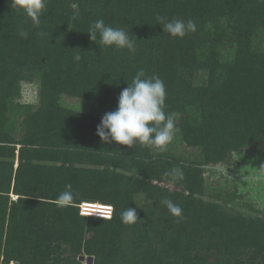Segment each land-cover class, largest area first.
I'll use <instances>...</instances> for the list:
<instances>
[{
	"label": "trees",
	"instance_id": "trees-1",
	"mask_svg": "<svg viewBox=\"0 0 264 264\" xmlns=\"http://www.w3.org/2000/svg\"><path fill=\"white\" fill-rule=\"evenodd\" d=\"M10 4L0 0V264H264V206L231 175L206 177L245 153L264 159V0H47L39 29ZM157 16L196 31L172 38ZM98 19L133 33L135 52L101 50L87 33ZM140 69L163 80L179 129L161 154L96 135ZM175 167L178 182L165 176ZM66 184L76 198L61 208ZM83 203L113 217L82 216ZM128 206L133 225L120 219Z\"/></svg>",
	"mask_w": 264,
	"mask_h": 264
},
{
	"label": "clouds",
	"instance_id": "clouds-1",
	"mask_svg": "<svg viewBox=\"0 0 264 264\" xmlns=\"http://www.w3.org/2000/svg\"><path fill=\"white\" fill-rule=\"evenodd\" d=\"M47 6V0H11L10 8L18 14L30 20L34 29H39L41 16ZM157 24L162 26L164 34L172 38H183L196 31L195 21L189 19H168L164 16L156 17ZM91 41L99 48H113L115 50H128L135 52L137 37L126 30L125 27H112L106 25L103 19L93 22L87 32ZM18 35L27 39L29 33L23 28ZM37 36L46 35L43 31H37ZM99 36V40H97ZM135 37V39H133ZM80 60V56L74 57ZM124 88L118 97L117 108L103 114L100 123L96 127V135L102 143L124 145L128 148L140 145L147 147L155 154L164 153L170 143L173 142L179 129L176 125L174 113L165 111L166 88L163 80L156 75L147 76L143 69L138 70L132 82ZM123 153L125 149H117ZM172 182L183 179V172L179 167L165 173ZM253 181H264V165L258 168V172L252 177ZM76 193L71 184H66L64 190L58 195L56 204L58 207L70 206ZM164 205L169 214L182 218V208L170 198H163ZM97 218V217H93ZM104 219V218H102ZM121 222L125 225H133L138 220L137 207H127L120 213Z\"/></svg>",
	"mask_w": 264,
	"mask_h": 264
},
{
	"label": "rangeland",
	"instance_id": "rangeland-1",
	"mask_svg": "<svg viewBox=\"0 0 264 264\" xmlns=\"http://www.w3.org/2000/svg\"><path fill=\"white\" fill-rule=\"evenodd\" d=\"M33 82L35 83V87L39 91L40 82L38 81V79L37 80L34 79ZM62 98L64 105L75 111L87 113L90 110L91 103L86 100L70 97L67 95H64ZM241 160H242V165L239 168L228 169L226 172L227 174H225L224 172L222 175H220L218 171L219 169L215 168L212 170V172L208 171V173H206V177L208 178L210 174L217 175L218 177L216 176L215 180H218V182L222 183L227 176L231 175L233 178L241 182L240 191L243 194L242 195L243 199L246 201H250V200L255 201L259 207H263L264 181H253L252 177L257 174L258 168L261 165H264V159L258 157H251L250 155L247 156V153H245V159L243 160L242 158ZM11 198L16 199V196L11 195ZM80 211H81V215L84 216L82 214V209H80Z\"/></svg>",
	"mask_w": 264,
	"mask_h": 264
},
{
	"label": "built area",
	"instance_id": "built-area-1",
	"mask_svg": "<svg viewBox=\"0 0 264 264\" xmlns=\"http://www.w3.org/2000/svg\"><path fill=\"white\" fill-rule=\"evenodd\" d=\"M82 214L86 217H97L111 219L113 217V207L109 205L83 203L81 205Z\"/></svg>",
	"mask_w": 264,
	"mask_h": 264
},
{
	"label": "water",
	"instance_id": "water-1",
	"mask_svg": "<svg viewBox=\"0 0 264 264\" xmlns=\"http://www.w3.org/2000/svg\"><path fill=\"white\" fill-rule=\"evenodd\" d=\"M80 260L82 262L86 261L87 264H93L94 258H92V257H90V258L82 257Z\"/></svg>",
	"mask_w": 264,
	"mask_h": 264
}]
</instances>
